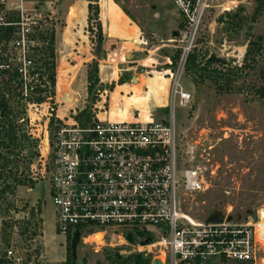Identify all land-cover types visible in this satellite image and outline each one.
<instances>
[{"label":"rangeland","instance_id":"1","mask_svg":"<svg viewBox=\"0 0 264 264\" xmlns=\"http://www.w3.org/2000/svg\"><path fill=\"white\" fill-rule=\"evenodd\" d=\"M39 1L47 19L42 27L44 36H54L57 83L54 103L29 104L31 106L24 110L26 121L18 123L30 132L33 138L30 141L35 142H26L22 148L23 156L34 154L32 160L22 165L27 168L34 184L19 187L16 196L1 204L2 248L12 246L19 249L26 264H38L35 256L40 253L46 255L49 264H69L72 239L63 238L56 230L50 194L52 156L48 153V144L54 141L59 125L70 122L69 118L85 108L93 113L94 104L106 108L111 119L115 120H135L139 113L142 120H150L152 116L163 120L168 118L172 106L180 168L200 167L209 186L204 191L181 194L185 211L198 220L213 215L224 217L228 211L235 221L256 220L258 210L264 217V98L260 93L264 88V48L255 69L243 70L237 78L230 77L227 71V67L242 66L248 42L256 43L262 39L264 45V11L253 23L250 36L243 31L229 38L223 32L224 23L217 19L223 13L219 12L220 9L210 10L201 26L196 50L201 57L205 56L201 66L210 58L217 62L210 70L193 74L182 67L180 70L179 44L174 33L183 24L169 3L153 6L144 2L120 4L119 0H109L106 25H102L98 5L101 30L95 19H89L94 15L87 3L89 24L86 30L90 42L77 44L74 38L64 43L63 33L70 6L84 0H60L56 4L47 3L55 0ZM237 1V7H244L249 15L257 7V0ZM51 6L54 17L49 19ZM237 7L225 13L233 12ZM42 52L47 58V43ZM95 63L99 82L94 91L98 93L101 89L98 100H92L88 93V73ZM102 65L109 73L108 82L101 77ZM212 69L221 70L224 76L213 75ZM164 70L168 72L167 77H164ZM169 72L172 84L167 79ZM141 77L144 84L140 86L141 94L146 90L150 96L148 101L137 99L130 92V85L140 84ZM45 80L49 92L51 87L47 76ZM177 84L191 95L190 103L185 107L180 106L179 100L174 101L172 91ZM119 86L124 89L114 104L111 94ZM53 113L55 123L50 126L49 118ZM106 117L107 114L102 113L101 118ZM12 142L16 144V141ZM33 168L37 171L36 178ZM111 242L107 235L106 243ZM114 242L118 245L97 246L87 237L80 240L74 264L79 261L82 264H113L111 258L123 248L120 241ZM205 264L238 263L215 259ZM256 264H264V253L260 254Z\"/></svg>","mask_w":264,"mask_h":264},{"label":"built area","instance_id":"2","mask_svg":"<svg viewBox=\"0 0 264 264\" xmlns=\"http://www.w3.org/2000/svg\"><path fill=\"white\" fill-rule=\"evenodd\" d=\"M84 1L100 6L102 0ZM125 1L169 3L177 11L183 24L176 31L180 70L197 47L208 12L220 9L224 14L237 7L227 6L232 0L118 2ZM52 8L49 19L54 17ZM46 21L39 0H0V89L13 70L21 74L25 90L28 85L46 88L36 63L47 43L41 38ZM172 95L182 107L190 103L191 95L178 84ZM92 111L86 125L76 118L78 114L59 125L48 144L50 194L56 230L63 238L72 239L77 230L80 240L101 233L104 243L97 246H115L113 241H120L119 255L139 254L148 260L146 264L155 260L158 264H205L215 259L256 262L264 242L260 210L256 220H229L228 211L219 222L198 220L185 211L181 194L209 186L200 167L180 168L172 106L163 120L153 116L142 120L140 113L135 120H107L101 118L106 108L99 104ZM107 235L111 244L106 243ZM148 238L152 242L144 245ZM35 258L38 264H49L43 253ZM0 264H26V259L22 251L7 246L0 249Z\"/></svg>","mask_w":264,"mask_h":264},{"label":"trees","instance_id":"3","mask_svg":"<svg viewBox=\"0 0 264 264\" xmlns=\"http://www.w3.org/2000/svg\"><path fill=\"white\" fill-rule=\"evenodd\" d=\"M89 11L93 13L94 18L90 17V20L95 19L97 21V27L101 30V22L98 20L99 10L98 5L90 4L88 6ZM264 11V0H257V7L254 9L251 15L247 14L244 7H237L233 12H226L220 15L217 19L219 23H224L223 32L229 38L234 35H239L243 31L247 36L251 35L253 29V23H255ZM128 13L127 11H125ZM44 42H47L48 56L47 58L40 57L37 60L38 71L40 73L39 79L42 81L44 77L50 83V91L47 92L46 88L40 86L28 85L25 90L21 74L17 70L8 71V79L4 82V86L0 89V206L3 201L8 200L11 197L16 196V192L19 187L27 184H34L30 179L27 168L22 166L24 162L33 159L34 154L30 156H23V144L31 142L33 138L29 131L24 128L23 125L19 126L18 123L27 118H23L25 115V108L33 104H42L45 101L54 103L55 88L57 83V72L55 65V50H54V36L46 38L41 36ZM264 48L262 39L255 42H248L247 50L244 56L243 64L239 68L227 67L228 75L230 77L237 78L243 70L255 69L259 63V56ZM205 56H200V52L196 49L187 58L185 70L193 74H197L199 71H208L217 62L214 58H210L205 61L204 66H201ZM200 60V61H199ZM92 70L88 73V93L91 95L92 100H98V93L94 91L98 79V65L97 63L92 66ZM212 74L216 76H224L221 70L212 69ZM241 71V72H240ZM34 74V71L31 75ZM215 76V77H216ZM261 97L264 98V88L260 90ZM49 99V100H48ZM84 125L88 124L91 119V111L85 108L79 111L76 117ZM26 121V120H25ZM55 123V114L50 118L49 125L53 126ZM12 140L16 141L13 144ZM19 145V146H17ZM37 155V154H35ZM36 161L33 162L35 166ZM33 170V176L36 178L37 171ZM131 240V238H130ZM72 249V248H71ZM113 264H146L148 260L143 259L139 254H132L127 257H122L118 252L111 258ZM69 264H74L72 253L69 256ZM238 264H251V263H238Z\"/></svg>","mask_w":264,"mask_h":264},{"label":"bare ground","instance_id":"4","mask_svg":"<svg viewBox=\"0 0 264 264\" xmlns=\"http://www.w3.org/2000/svg\"><path fill=\"white\" fill-rule=\"evenodd\" d=\"M229 4H238V1L237 0H232ZM87 5H88L87 4V1H82V2L80 1V2H77V3H75V4H73V5L70 6V9L68 10L69 11L68 12V16H67V26L65 27V29H64L65 31L63 33L64 34V36H63L64 37V43L68 42L71 38L72 39L74 38V40H75V42L77 44H86L87 42H90V40H89V32L86 30L87 27H88V24H89V21L87 19V10H88L87 9ZM108 5H109V0H102L100 2V11H101V17H102L100 20L102 21V25H104V24L106 25V23L108 21L107 20ZM227 8H229V7H227ZM73 35H74V37H72ZM100 74H101V77L104 79L103 81H105V82L110 81V76H109L108 71L106 70V66H103L102 65L100 67ZM167 74H168V72H166L164 70V77H167L168 76ZM170 74L171 73L169 72V75ZM167 79L170 81V84L173 83V80L171 79V75ZM136 82H137V80H136ZM142 85H144V84H143V78L141 77L140 78V84H136V85H132V86L130 85V92H132L137 99L148 101L150 99L149 98L150 96H148V93L146 92V90L144 91V94H141V87L140 86H142ZM123 87L124 86H122V87L119 86V88L115 92H113L111 94V99H112V101H113L114 104L119 101V99L121 97L120 96V91H122L124 89ZM72 100H74V99H72ZM69 104H71V100L69 101ZM105 113L107 114V117L105 119H107V120L111 119V117L108 114V111H106ZM261 219H262V221L264 223V217H261ZM87 240H89L91 242H95L98 245H102L104 243V241H103V234H101V233H97V234H95L93 236H88L87 237ZM261 253H264V242L262 243V246L258 250V254H257V258H256L255 264L258 262V259H259V256H260Z\"/></svg>","mask_w":264,"mask_h":264},{"label":"water","instance_id":"5","mask_svg":"<svg viewBox=\"0 0 264 264\" xmlns=\"http://www.w3.org/2000/svg\"><path fill=\"white\" fill-rule=\"evenodd\" d=\"M174 36H175V37L178 36V33L175 32V33H174ZM133 80L136 81L135 78H134ZM222 218H223V217H219L218 215H213V216H211L210 218H208V221H211V222H219V221H222ZM228 219L231 220L232 217L229 216ZM79 242H80V232H79V230H77V231L75 232V234L73 235L72 242H71L72 258H73V260L77 259V246H78V243H79ZM151 242H152V239H151V238H148L147 240L143 241L142 243H143L144 245H147V244H150ZM158 263H160L159 260H155V261L153 262V264H158ZM78 264H82V261H79Z\"/></svg>","mask_w":264,"mask_h":264},{"label":"crops","instance_id":"6","mask_svg":"<svg viewBox=\"0 0 264 264\" xmlns=\"http://www.w3.org/2000/svg\"><path fill=\"white\" fill-rule=\"evenodd\" d=\"M178 16V15H177ZM42 218H43V214H42ZM3 246H2V244H1V242H0V249H4V248H2ZM7 247V246H6Z\"/></svg>","mask_w":264,"mask_h":264}]
</instances>
